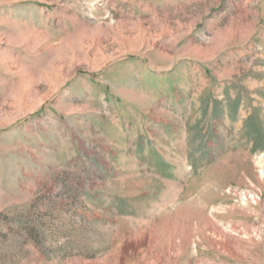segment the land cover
Instances as JSON below:
<instances>
[{"label":"rangeland","instance_id":"rangeland-1","mask_svg":"<svg viewBox=\"0 0 264 264\" xmlns=\"http://www.w3.org/2000/svg\"><path fill=\"white\" fill-rule=\"evenodd\" d=\"M0 264H264V0H0Z\"/></svg>","mask_w":264,"mask_h":264}]
</instances>
